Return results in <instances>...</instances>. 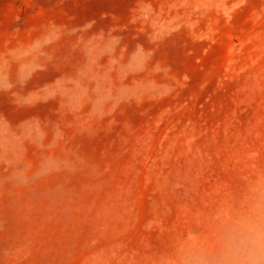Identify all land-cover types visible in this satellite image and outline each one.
Wrapping results in <instances>:
<instances>
[{"label": "rangeland", "instance_id": "rangeland-1", "mask_svg": "<svg viewBox=\"0 0 264 264\" xmlns=\"http://www.w3.org/2000/svg\"><path fill=\"white\" fill-rule=\"evenodd\" d=\"M0 264H264V0H0Z\"/></svg>", "mask_w": 264, "mask_h": 264}]
</instances>
